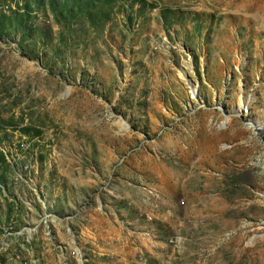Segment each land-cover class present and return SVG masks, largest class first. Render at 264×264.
Returning <instances> with one entry per match:
<instances>
[{"label": "rangeland", "instance_id": "rangeland-1", "mask_svg": "<svg viewBox=\"0 0 264 264\" xmlns=\"http://www.w3.org/2000/svg\"><path fill=\"white\" fill-rule=\"evenodd\" d=\"M0 264H264V0H0Z\"/></svg>", "mask_w": 264, "mask_h": 264}, {"label": "bare ground", "instance_id": "bare-ground-1", "mask_svg": "<svg viewBox=\"0 0 264 264\" xmlns=\"http://www.w3.org/2000/svg\"><path fill=\"white\" fill-rule=\"evenodd\" d=\"M188 85H189V84H188ZM196 92H197L196 88H193V89L191 90V95H192L193 98H195V96H196ZM244 109H245V108H244ZM223 125H224V126L227 125V122H224Z\"/></svg>", "mask_w": 264, "mask_h": 264}]
</instances>
